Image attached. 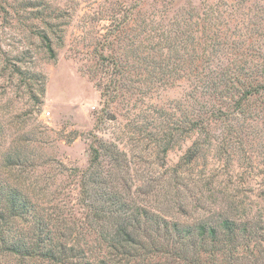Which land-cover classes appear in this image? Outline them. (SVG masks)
Here are the masks:
<instances>
[{"label": "rangeland", "instance_id": "374dc122", "mask_svg": "<svg viewBox=\"0 0 264 264\" xmlns=\"http://www.w3.org/2000/svg\"><path fill=\"white\" fill-rule=\"evenodd\" d=\"M200 22L251 43L242 60L264 63V0H0V178L54 219L78 223L77 173L89 166V133L127 153L134 177L172 174L193 133L184 131L164 160L159 136L173 131L177 139L205 105L236 108L230 97L194 89L199 60L214 65L212 74L224 65L197 55ZM252 105L225 122L235 132L218 124L221 140L190 166L202 208L214 192L252 191L254 200L264 188V108ZM108 161L104 172L120 174Z\"/></svg>", "mask_w": 264, "mask_h": 264}, {"label": "trees", "instance_id": "16d2710c", "mask_svg": "<svg viewBox=\"0 0 264 264\" xmlns=\"http://www.w3.org/2000/svg\"><path fill=\"white\" fill-rule=\"evenodd\" d=\"M199 30L197 55L224 65L212 74L214 65L199 60L194 89L222 100L230 97L236 108L224 111L216 104L205 105L196 110L191 128L178 129L177 139L173 131L159 136L157 153L164 160L185 138L184 131L193 133L192 145L167 176H132L134 161L128 154L89 133V166L77 173L82 209L78 223L54 219L30 193L0 178V258L9 264H264V208L257 202L264 201V188L254 200L252 191L214 192L206 209L200 206L203 198L193 193L194 188L200 191V182L190 172L192 163L224 135L217 133L218 124H225L229 135L235 132L225 123L229 118L243 116L254 102L264 108V63L242 60L251 43L228 39L214 26L205 31L201 22ZM43 39L55 58L49 38ZM250 70L258 76L251 78ZM105 160L121 173L106 174ZM12 161L9 157L10 165L17 164Z\"/></svg>", "mask_w": 264, "mask_h": 264}]
</instances>
